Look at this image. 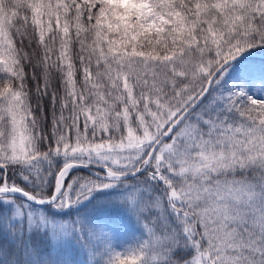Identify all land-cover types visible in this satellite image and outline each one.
I'll return each mask as SVG.
<instances>
[{"label": "snow or ice", "instance_id": "6c2138e0", "mask_svg": "<svg viewBox=\"0 0 264 264\" xmlns=\"http://www.w3.org/2000/svg\"><path fill=\"white\" fill-rule=\"evenodd\" d=\"M253 50L264 0H0V264H73L61 246L87 264H264ZM129 227L148 239L113 253Z\"/></svg>", "mask_w": 264, "mask_h": 264}, {"label": "trees", "instance_id": "16d2710c", "mask_svg": "<svg viewBox=\"0 0 264 264\" xmlns=\"http://www.w3.org/2000/svg\"><path fill=\"white\" fill-rule=\"evenodd\" d=\"M27 43V41L25 42ZM58 46V45H57ZM28 51L32 52L33 49H27ZM79 51V44H75V52ZM253 51H258V52H262L264 53V50H253ZM55 59V57L53 58ZM255 61H264V60H260V59H253ZM74 64L76 66V79H77V84H78V89L79 86L82 84V72L80 71V64H79V59L78 57L74 56ZM26 72L28 73V77H29V86L31 87L33 93H35V88H36V81L31 80V76H32V69L31 68H27ZM59 73L53 69L52 71H50L49 73H47V75L43 74L42 71H40V84L43 85L45 80H47L49 82V84L51 85L50 87V91L55 90L59 87ZM61 94L63 93V90L60 89ZM42 105L45 108V113L44 115H42L41 117V121L42 123L45 125V132L46 134H51V120H52V115H51V96L49 95L48 97H46L43 101H41ZM34 104V102H33ZM58 108V106H57ZM68 113H65V116H67ZM57 116H59V111H57ZM46 117V118H45ZM81 131L83 132V123H82V118H81ZM90 135V133H89ZM84 175L85 172L82 170L80 172H73L71 175ZM71 177H69L70 179ZM146 239V237L143 235L141 236L140 233L136 232V231H132V230H126L125 232H120L118 234V237L112 241V251L113 253H117V252H125L127 250H131V249H137L139 247L140 243H143ZM55 251H58L55 249ZM62 254L69 256L72 261L73 264H82V262H84V264H87V261L89 260V255L85 250L80 249L79 247H71V249H62L59 250ZM99 258V257H97ZM104 260L107 259V257L105 256L103 258Z\"/></svg>", "mask_w": 264, "mask_h": 264}, {"label": "rangeland", "instance_id": "374dc122", "mask_svg": "<svg viewBox=\"0 0 264 264\" xmlns=\"http://www.w3.org/2000/svg\"><path fill=\"white\" fill-rule=\"evenodd\" d=\"M251 60H253L252 58H249ZM255 61V60H253ZM76 213V210H71V214L72 215H75ZM90 214L96 218H100V219H103V220H107L109 219L110 217H116V216H119L120 215V210L119 208L117 207H112L110 208L108 211L106 212H97L95 210L91 211ZM126 230H132V231H136L138 233H140V230L136 227H129V228H125L124 230H122L121 232H125ZM141 234V233H140ZM146 239H148V236H147V233H146V230H145V235ZM71 247L73 246H68V247H65V246H61L60 248H57L56 250H62V249H71Z\"/></svg>", "mask_w": 264, "mask_h": 264}, {"label": "water", "instance_id": "95a60500", "mask_svg": "<svg viewBox=\"0 0 264 264\" xmlns=\"http://www.w3.org/2000/svg\"><path fill=\"white\" fill-rule=\"evenodd\" d=\"M249 57H257V58H262L264 59V54L259 53V52H252ZM86 171V170H85Z\"/></svg>", "mask_w": 264, "mask_h": 264}]
</instances>
